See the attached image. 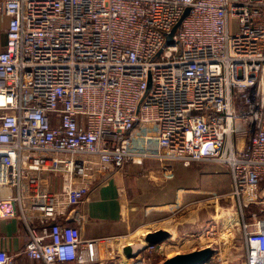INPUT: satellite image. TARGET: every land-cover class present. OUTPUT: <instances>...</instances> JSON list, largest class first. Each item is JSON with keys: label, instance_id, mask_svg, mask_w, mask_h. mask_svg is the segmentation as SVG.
<instances>
[{"label": "built area", "instance_id": "built-area-1", "mask_svg": "<svg viewBox=\"0 0 264 264\" xmlns=\"http://www.w3.org/2000/svg\"><path fill=\"white\" fill-rule=\"evenodd\" d=\"M0 213H18L35 264L81 262V219L107 173L158 158L226 165L232 193L264 182V0H3ZM190 8L188 16L169 38ZM52 176L62 180L51 190ZM264 264V220L241 223ZM0 264L13 258L0 250ZM211 264V263H210Z\"/></svg>", "mask_w": 264, "mask_h": 264}, {"label": "crops", "instance_id": "crops-1", "mask_svg": "<svg viewBox=\"0 0 264 264\" xmlns=\"http://www.w3.org/2000/svg\"><path fill=\"white\" fill-rule=\"evenodd\" d=\"M2 1L0 0V52L6 47L9 24V18L2 11ZM154 164V159L151 158L147 159L143 166L130 163L125 165L120 171L105 174L83 194L81 202L70 206L67 210V215H62L58 218L61 222L72 224H78L76 218L81 219L80 225L83 238L81 247L82 263L161 264L167 258L178 254L177 252H171L172 250L169 246H172L173 243L170 242V239L163 243V252L156 251L154 247H151L133 258H128L124 252L125 247L129 244L143 241V238L137 237L138 234L142 236L143 231L148 234L151 231L165 228L174 234L175 230L176 232H183V229H186L189 225L188 221H184L178 223L176 227L174 225V227L169 226L168 228L165 226L154 228L152 227L153 223H137L139 207L143 203L141 198H146L151 189H157L154 185H159L155 180L160 178L157 173L160 165ZM50 188L55 193L61 192L62 180L59 176H52ZM15 192L16 189L13 186H0V201L6 202L10 200ZM261 196L264 197V192L261 193ZM251 200L255 201V199ZM236 204L238 206L237 200ZM150 205L151 210L144 211V215L154 214L157 217L153 220L158 222H162L167 218L160 215V213L167 211L163 201ZM261 211L263 214L255 213L251 219L254 221L264 220V205L261 207ZM139 214L141 215V213ZM251 219L249 222H251ZM241 223L240 220V226L238 223L235 224V243L233 242L230 245L228 252H231L234 249L233 247H235V255L239 253L240 249H243L245 256L246 241ZM228 236L226 241L231 237L229 234ZM174 238L177 237L175 236ZM241 239L242 242L240 241ZM29 240L30 236L26 223L18 213H0V250L6 251L13 258V264H35V261L25 251V246ZM232 240H234V237ZM213 241L206 245L194 247L187 252L209 245L216 248V254L213 257L215 258L220 254L219 250H221L222 246L217 239L213 238ZM240 243L242 244L240 245ZM187 252L184 251V253Z\"/></svg>", "mask_w": 264, "mask_h": 264}, {"label": "rangeland", "instance_id": "rangeland-1", "mask_svg": "<svg viewBox=\"0 0 264 264\" xmlns=\"http://www.w3.org/2000/svg\"><path fill=\"white\" fill-rule=\"evenodd\" d=\"M154 163V165H160V168L157 169L160 178L159 181L155 180L159 185H154L157 189H151L146 198H141L143 203L139 207L141 215L138 213L137 223H153L152 227L154 228L158 226L168 228L169 226L174 227V225L176 227L178 223L188 221L189 225L186 229L184 228L185 230L183 229V232H176L175 230L173 237L169 238L170 242L173 243L172 246H169L172 253L187 252L194 247L214 242L213 238H215L222 248L219 250L220 254L213 258L212 264L237 263L242 260L244 258L243 249H240L236 255L235 247L231 252H228L230 245L235 243L233 228L238 220L235 219L234 223H229L227 218H221V214L233 205L238 209L241 222L243 220L250 221L255 213L263 214L261 207L264 205V197L261 196V193L264 192V182L258 187L255 201L245 200L243 211H241L239 202L237 201V206V199L232 193L231 176L226 165L205 160L192 162L189 166H185L177 160L172 161L171 166L163 168L161 160L158 158H154ZM158 201H163L167 209V211L160 213V215L167 217L162 222L153 220L157 217L154 214L144 215V211L151 210L150 204ZM160 215L158 214V216ZM253 221L251 219V222ZM143 232L142 236L138 234L137 237L143 238L144 241L147 233ZM228 234L231 237L226 241L229 237ZM175 236L177 238H174ZM233 237L234 240H232ZM240 241L242 242V239Z\"/></svg>", "mask_w": 264, "mask_h": 264}, {"label": "water", "instance_id": "water-1", "mask_svg": "<svg viewBox=\"0 0 264 264\" xmlns=\"http://www.w3.org/2000/svg\"><path fill=\"white\" fill-rule=\"evenodd\" d=\"M190 8H187L182 18L174 27L169 38L177 31L182 21L188 16ZM173 236V233L167 229H157L149 232L144 241H137L125 247L124 252L128 258H133L140 253L146 251L148 248L154 247L156 251L163 252V243ZM216 254V248L212 246H205L187 253H178L167 258L161 264H210Z\"/></svg>", "mask_w": 264, "mask_h": 264}, {"label": "bare ground", "instance_id": "bare-ground-1", "mask_svg": "<svg viewBox=\"0 0 264 264\" xmlns=\"http://www.w3.org/2000/svg\"><path fill=\"white\" fill-rule=\"evenodd\" d=\"M238 209L236 206H232L227 210H224L223 213L221 214V218H227L229 223H234L235 219L238 220V224L240 226V218H239V213L237 217ZM231 218V219H230ZM235 231V227L233 228ZM235 234V232H234Z\"/></svg>", "mask_w": 264, "mask_h": 264}]
</instances>
